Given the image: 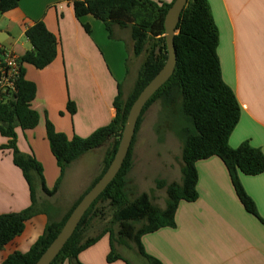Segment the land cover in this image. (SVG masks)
Masks as SVG:
<instances>
[{
  "label": "crops",
  "instance_id": "crops-1",
  "mask_svg": "<svg viewBox=\"0 0 264 264\" xmlns=\"http://www.w3.org/2000/svg\"><path fill=\"white\" fill-rule=\"evenodd\" d=\"M208 1L220 33L222 76L242 108L230 145L238 148L249 142L264 152V0ZM38 22H44L50 32L60 37L61 53L44 70L23 65L27 80L37 86L32 109L40 114V123L32 130L17 127L16 133L19 150L35 156L43 166L46 186L52 190L60 168L47 138V120L68 137L87 138L110 125L116 117L114 102L119 86L124 93L130 78L134 42L129 29L114 26L110 37L105 24L94 16L79 20L69 0H22L18 8L0 13L1 50L20 59L32 51L26 31ZM69 100L77 105L74 116L67 109ZM8 143L9 139L0 133V214L23 212L32 204L29 185L15 166L12 151L1 150ZM96 152L85 154L68 168L58 193L51 198ZM100 170L65 208L53 203L44 207L48 196L39 185V213L26 223L21 235L0 251V264L16 252H29L44 234L49 218L63 221L98 179ZM197 171L198 199L179 205L175 227L142 238L146 254L162 264H264V225L244 208L224 162L218 157L202 160ZM240 180L264 220V173L242 175ZM110 251L107 234L79 255L78 264H127L123 260L108 262ZM62 264L74 263L67 260Z\"/></svg>",
  "mask_w": 264,
  "mask_h": 264
},
{
  "label": "trees",
  "instance_id": "trees-1",
  "mask_svg": "<svg viewBox=\"0 0 264 264\" xmlns=\"http://www.w3.org/2000/svg\"><path fill=\"white\" fill-rule=\"evenodd\" d=\"M21 1L0 0V13L5 14L18 8ZM69 1L73 3L79 20L88 15L94 16L105 24L110 37L114 26L129 29L136 57L146 52L148 46L151 50L139 71L134 90L126 101L123 100L124 93L119 86L114 102L116 117L110 125L97 130L87 138L77 135L68 137L58 132L47 120V138L60 168V177L52 190L46 186L43 166L32 154L22 153L17 145V127L23 131L32 130L40 123V114L32 109V103L37 97V86L27 80L23 67L14 97L9 102H0V133L9 139L8 145L1 147V150L12 151L14 164L21 169L29 185L32 204L23 212L0 214V251L21 235L25 231L26 223L39 213L38 185L45 195L55 196L66 171L75 161L113 139L105 168L85 195L96 185L115 158L133 104L168 60L166 37L157 36L163 32L165 34V17L176 0L171 4L152 0ZM85 28L90 32L87 25ZM26 36L33 49L21 58L23 65H31L38 70H44L52 65L61 53L60 37L50 32L44 22H38L28 28ZM153 42H157L158 45H152ZM219 43L220 33L209 1L189 0L181 15L178 34L175 37L177 51L175 73L149 100L138 121L136 135L145 112L155 102L160 101L164 121L169 123L170 130L182 143L181 181L172 183L162 179L156 181L158 190L166 189V207L162 209L154 205L149 193H143L134 200L129 198L128 175L133 165L135 135L121 171L87 211L74 235L52 264H62L67 260L78 264L79 255L107 234L111 243L108 262L123 260L131 264L116 251V246L127 248L135 244L148 264H162L146 254L142 238L163 228L175 227L179 205L198 199V162L212 157H218L224 162L244 208L264 225L254 201L248 196L240 180L242 175L257 176L264 173V152L249 142L238 148L230 145V138L241 119L242 108L236 93L223 79L218 55ZM3 53L0 48V60L3 59ZM67 109L70 115L74 116L77 112L76 103L69 100ZM84 196L63 221L55 222L49 218L44 234L29 252H16L2 264H36L60 234ZM101 202H107L114 210L112 224H118L120 230L115 234L112 229H108L96 237L85 240L86 229L91 219L97 217L96 208Z\"/></svg>",
  "mask_w": 264,
  "mask_h": 264
},
{
  "label": "rangeland",
  "instance_id": "rangeland-1",
  "mask_svg": "<svg viewBox=\"0 0 264 264\" xmlns=\"http://www.w3.org/2000/svg\"><path fill=\"white\" fill-rule=\"evenodd\" d=\"M162 36H165L164 32L157 37ZM152 45H158V43L153 42ZM150 50L151 48L148 46L147 51L141 56H131V74L124 87V101L132 94L139 71L147 60ZM113 142L112 139L96 149L97 154L84 160L81 167L76 168L66 181L61 192L55 198L48 196L43 206L48 207L51 203L60 206V208L68 206L77 194L84 189V187H81L82 185L91 180L100 168V171L103 172L108 158V150ZM182 164V143L170 130L169 123L164 121L162 105L160 101H157L143 115L139 132L136 135L133 147V165L128 175L130 200H134L143 193H149L153 204L164 209L167 200L166 189L158 190L156 181L162 179L168 183L180 182ZM39 189L40 187L37 190V196L41 193ZM96 211H98L97 217L94 216L91 219L84 234V239L96 237L108 229H112L115 234H118L120 227L118 224H112L114 210L109 204L107 202L99 203ZM116 251L122 252L131 264H148L138 252L135 244H131L127 248L116 246Z\"/></svg>",
  "mask_w": 264,
  "mask_h": 264
},
{
  "label": "water",
  "instance_id": "water-1",
  "mask_svg": "<svg viewBox=\"0 0 264 264\" xmlns=\"http://www.w3.org/2000/svg\"><path fill=\"white\" fill-rule=\"evenodd\" d=\"M189 0H176L169 9L165 17V37L168 49V60L159 74L149 83L142 91L135 103L133 104L124 132L117 149L114 160L112 161L107 172L96 183V185L84 196L78 206L74 209L67 220L60 234L41 256L36 264H52L57 256L61 253L65 245L74 235L83 217L91 208L94 202L103 194L108 186L115 180L121 171L125 160L127 159L134 137L136 128L142 112L149 100L171 79L177 66V51L175 46V37L178 34V26L181 21V15L187 6Z\"/></svg>",
  "mask_w": 264,
  "mask_h": 264
},
{
  "label": "built area",
  "instance_id": "built-area-1",
  "mask_svg": "<svg viewBox=\"0 0 264 264\" xmlns=\"http://www.w3.org/2000/svg\"><path fill=\"white\" fill-rule=\"evenodd\" d=\"M0 60V101L12 100L17 89V82L21 77L23 63L13 53H4Z\"/></svg>",
  "mask_w": 264,
  "mask_h": 264
}]
</instances>
